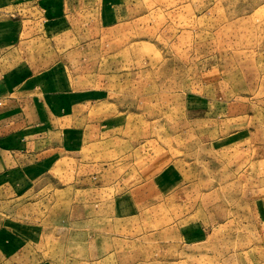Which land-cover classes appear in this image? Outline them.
Returning a JSON list of instances; mask_svg holds the SVG:
<instances>
[{
    "label": "rangeland",
    "instance_id": "374dc122",
    "mask_svg": "<svg viewBox=\"0 0 264 264\" xmlns=\"http://www.w3.org/2000/svg\"><path fill=\"white\" fill-rule=\"evenodd\" d=\"M34 1L0 13L70 49L77 118L1 195L0 264H264V0Z\"/></svg>",
    "mask_w": 264,
    "mask_h": 264
},
{
    "label": "crops",
    "instance_id": "0c3cea01",
    "mask_svg": "<svg viewBox=\"0 0 264 264\" xmlns=\"http://www.w3.org/2000/svg\"><path fill=\"white\" fill-rule=\"evenodd\" d=\"M24 1L0 0V10L11 6L14 9L22 7ZM38 2H43V5L47 3L48 6L57 3L56 0ZM17 24L18 19L0 13V204L3 193L8 198V194L23 187L20 183L26 180L19 175L20 172L36 174L38 169L58 160V153L65 150L64 146L55 145L59 136L72 134L71 126L66 124L65 119L77 118L62 115L63 112L67 113L61 104L64 94H60L58 89H49L47 83L51 76L45 79V72L57 69L63 83L64 74L59 73L56 57L59 52L69 54L70 49L43 46L42 39L35 36V30L27 35L24 29L19 30L21 23ZM50 34L55 37L56 33L52 31ZM57 75L54 80H59ZM55 104H59L58 109ZM15 173L17 188L4 189V184H14Z\"/></svg>",
    "mask_w": 264,
    "mask_h": 264
}]
</instances>
